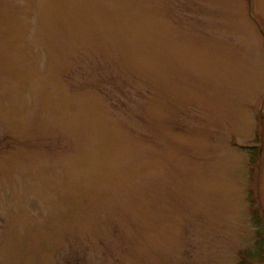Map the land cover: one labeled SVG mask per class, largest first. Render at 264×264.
I'll list each match as a JSON object with an SVG mask.
<instances>
[{"label":"rangeland","instance_id":"374dc122","mask_svg":"<svg viewBox=\"0 0 264 264\" xmlns=\"http://www.w3.org/2000/svg\"><path fill=\"white\" fill-rule=\"evenodd\" d=\"M263 241L264 0H0V264Z\"/></svg>","mask_w":264,"mask_h":264},{"label":"trees","instance_id":"16d2710c","mask_svg":"<svg viewBox=\"0 0 264 264\" xmlns=\"http://www.w3.org/2000/svg\"><path fill=\"white\" fill-rule=\"evenodd\" d=\"M253 152H254V151H253ZM256 156H257V152L253 153L251 159L253 160L254 157H256ZM261 244L264 246V241H263ZM258 253H259V255L262 254V249H260V250L258 251ZM254 256H256V255H254Z\"/></svg>","mask_w":264,"mask_h":264}]
</instances>
